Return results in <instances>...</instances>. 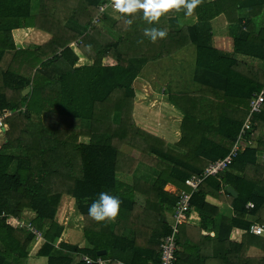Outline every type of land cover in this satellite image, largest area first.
Segmentation results:
<instances>
[{"label": "trees", "instance_id": "obj_1", "mask_svg": "<svg viewBox=\"0 0 264 264\" xmlns=\"http://www.w3.org/2000/svg\"><path fill=\"white\" fill-rule=\"evenodd\" d=\"M32 1L0 0V113H8L1 122L0 264H28L32 255L48 257V264H88L83 255L103 256L111 264H162L160 245L172 232L165 211L179 200L166 185L190 191L188 178L227 156L253 96L264 90V67L251 61L264 62V27L258 31L254 22L264 0H201L191 15L170 9L152 24L142 9L120 19L100 14L99 6L111 0H39L36 14ZM240 10L248 14L238 16ZM222 14L231 28L240 29L232 52L212 45L211 21ZM178 15L196 16L198 22L173 29ZM97 18L108 22L117 37L95 24ZM152 28L167 35L153 42L145 35ZM34 29L52 38L23 48ZM190 45L196 48L195 79L218 101L196 105V96H188L185 107L170 97L186 113L183 140L172 145L136 124L133 83L149 63ZM46 112L79 118L81 128L46 124L41 118ZM252 133L255 145L218 177L205 178L193 193L191 210L202 225L180 226L174 264H264V253L249 255L252 248L264 252V236L243 222L250 215L264 224V163L258 161L264 152V105L252 116ZM124 147L139 151L140 157L125 153ZM141 164L156 171L155 181L136 175ZM229 185L237 188L238 197L226 190ZM100 192L121 201L115 219L97 222L88 215ZM137 192L145 195V206L136 202ZM64 195L77 201L87 247L56 246L64 231L56 221ZM209 197L232 205L236 216L221 219ZM248 203L254 204L250 210ZM29 224L45 231L31 249L36 233ZM209 226L218 232L209 235ZM234 227L247 230L240 243L230 240ZM103 249L108 254L98 255Z\"/></svg>", "mask_w": 264, "mask_h": 264}, {"label": "crops", "instance_id": "obj_2", "mask_svg": "<svg viewBox=\"0 0 264 264\" xmlns=\"http://www.w3.org/2000/svg\"><path fill=\"white\" fill-rule=\"evenodd\" d=\"M212 1V0H210ZM39 5V2H38ZM32 12L34 13V4L32 1ZM113 12L108 13L110 16L116 19H120L122 17H118ZM117 14H121L119 11ZM238 16H246L248 14V10H240L237 11ZM198 22V18L196 16H183L178 15L176 23L172 25L174 28H184L186 26H192ZM254 22L257 30L259 31L264 27V7L262 8L261 13L254 18ZM112 37H117V34L114 33L110 24L105 22L101 24ZM212 27V45L220 50L225 52L233 51V37L234 33L239 31L238 28H231L229 25L228 17L225 14H222L211 21ZM34 33V35H33ZM33 35V37H31ZM31 38V39H30ZM52 38L50 33L42 31L40 29H34L30 32V34L24 39L22 43L23 48H28L29 46L42 45L48 42ZM191 54L196 61V48L194 45H190L186 48L178 50L175 54L168 57H163L158 59L157 61H153L149 63L145 69L142 71L141 75L135 79L133 83V87L135 90V99H134V109H133V117L136 124L146 130L150 134L165 140L166 142L176 145L183 140V124L186 117V113L181 110L176 104H174L170 97L174 99L176 94L180 97L185 98L184 100L189 106L187 102V97L196 96L195 103L196 105H200L202 102H205V105L208 106L211 101H218V99L213 96H209L208 92H205V86L200 82L193 80L194 85H190L189 87H185L186 84H183V80L181 79H173L172 77H167L170 71H175L177 73L183 74V71H179L178 68L182 65L181 63L177 67L170 66L177 61L185 62V57ZM253 63L258 66L260 69L264 67V62L259 59H251ZM195 78V76H194ZM170 84V89L165 86L158 87V84ZM195 83L200 87L199 89H193ZM200 84V85H199ZM180 86H184V89H181ZM197 90V91H196ZM174 96V97H173ZM209 96V97H208ZM191 100V99H189ZM212 105V103L210 104ZM186 107V106H185ZM42 120L46 124H51L59 127H64L68 129H80L82 125V121L79 118L62 116L58 113H44L41 116ZM49 120V121H47ZM3 129V128H2ZM4 131V129H3ZM0 132V133H3ZM3 136V135H2ZM4 137V136H3ZM188 148V147H187ZM186 149V148H185ZM185 149H180L181 152H185ZM187 150V149H186ZM123 151L135 158L140 157V152L131 148L124 147ZM264 152H260L258 155V161L260 163H264ZM141 179H150V181H155L157 174L154 169L148 167L144 164H141L138 168L137 174ZM122 178L128 182H131L133 176L131 175H121ZM234 188L238 192V196L240 192L234 186H227ZM166 191L175 193L177 195V191L179 190L175 185L167 184L165 187ZM232 195V194H231ZM233 196V195H232ZM234 196V197H238ZM136 202L145 206L146 197L145 195L137 192L135 195ZM66 201V202H65ZM211 204L218 206L220 208V218H234L236 216L235 210L232 205L229 203H224L215 199L213 197H209L208 200ZM248 203L247 208L250 210ZM62 210V211H61ZM172 210L167 208L165 211V218H168ZM56 221L64 226V231L62 233L61 238L57 241L56 246L59 248L62 243H70L80 247H87L88 243L85 238V221L83 215L80 213L77 205V201L71 195H64L60 201L58 211L56 214ZM246 223L254 224H262L255 220L254 217L248 216L245 221ZM190 227L199 228L202 225V220L198 214V212L191 210L188 214V220L185 222ZM48 227H46V230ZM71 231V234L68 232ZM217 229L215 226L208 227L209 235L213 236L217 233ZM247 232V230L243 227H234L230 234V240L233 242L240 243L243 240V235ZM253 233V232H252ZM254 234V233H253ZM257 235V234H255ZM45 231L42 233L41 238H44ZM264 236V235H259ZM39 237H36L30 249L34 246L35 242ZM69 239H76L77 242H73ZM263 251L260 249L252 248L250 250V256H262ZM35 258V259H34ZM33 259L29 258L28 262L30 264H48V257H37L34 256ZM29 264V263H28Z\"/></svg>", "mask_w": 264, "mask_h": 264}, {"label": "built area", "instance_id": "obj_3", "mask_svg": "<svg viewBox=\"0 0 264 264\" xmlns=\"http://www.w3.org/2000/svg\"><path fill=\"white\" fill-rule=\"evenodd\" d=\"M100 14H108L110 12H118L115 9L113 2H105L99 6ZM99 19V18H98ZM98 19L96 21H98ZM264 105V90L253 96L250 103V113L244 123V126L238 136V139L233 146L230 153L222 159L216 160L211 163L205 171L200 175H193L186 180V185L191 189L189 190H178L177 196L179 198L178 202L168 215L167 221L172 227V232L168 236L164 237L161 242V261L162 264H174L177 259L176 252L178 250V240L180 234V226L188 220V213L191 210V199L195 191L199 189V186L208 176L218 177L222 172H224L234 161V159L247 147L254 146L255 141L251 138L248 133L252 130V116L256 113H260L263 110ZM8 113L1 115L0 113V132L3 131L1 127V122L6 117ZM264 158V156H263ZM250 208L254 207V204H249ZM30 230L36 233V237L42 235L31 224L28 225ZM251 231L257 235H264V224H254ZM81 260L88 264H111L110 259H106L103 256L91 257L90 255L81 256ZM118 264H124L123 262H118Z\"/></svg>", "mask_w": 264, "mask_h": 264}, {"label": "clouds", "instance_id": "obj_4", "mask_svg": "<svg viewBox=\"0 0 264 264\" xmlns=\"http://www.w3.org/2000/svg\"><path fill=\"white\" fill-rule=\"evenodd\" d=\"M200 2L201 0H113L115 9L122 14H132L142 9L143 18L149 24L158 21L161 15L170 9L177 11L184 9L186 15H191ZM145 35L155 42L158 38L163 39L167 33L152 28L146 29ZM98 196L99 198L90 204L88 215L97 222L115 219L120 210L119 198L107 192H100Z\"/></svg>", "mask_w": 264, "mask_h": 264}, {"label": "rangeland", "instance_id": "obj_5", "mask_svg": "<svg viewBox=\"0 0 264 264\" xmlns=\"http://www.w3.org/2000/svg\"><path fill=\"white\" fill-rule=\"evenodd\" d=\"M38 2L40 4L39 0H33L34 14L38 13V11H39ZM111 2H113V0H111ZM112 14H114V15H116L118 17H122V16L125 15V14H122V13L121 14H117V12L116 13L113 12ZM96 20H95V24H100V25L102 24V21H100V19H98V21H96ZM33 35H34V33H33ZM33 35H31V37H33ZM180 63L182 65L180 66V68H178V70L179 71H183V74L177 73L175 71H170L169 74L167 75V77L168 78L172 77L173 79H181V80H183V82H185L183 84H186L185 87H189L190 85H194L193 84L194 83L193 80H195L194 76H195V74L197 72L196 61H195L194 57H192L191 54H189V55H187L185 57V62L175 60V62L170 66V68L177 67ZM161 86H165L166 88L170 89V84H166V83L165 84H160L159 83L158 87L160 88ZM195 86H197V87H195L193 89H199L200 88V87H198V85L196 83H195ZM180 88L184 89V86H180ZM174 100L177 101L178 103H180L181 105H184V106L188 107V104L186 103V101L182 97H180L178 94H176ZM47 121H49V120H47ZM2 135H3V133H0V141H3V139H4V137ZM17 154H19V153L17 152ZM68 233L71 234V231H69ZM69 240H71V239H69ZM71 241L77 242L76 239H72ZM34 256L35 255H32L30 258L33 259ZM28 263L30 264V262H28Z\"/></svg>", "mask_w": 264, "mask_h": 264}, {"label": "water", "instance_id": "obj_6", "mask_svg": "<svg viewBox=\"0 0 264 264\" xmlns=\"http://www.w3.org/2000/svg\"><path fill=\"white\" fill-rule=\"evenodd\" d=\"M30 91H31V87H28V88H26V89L24 90L23 94H24V95H27ZM227 191H228L230 194H232L233 196H238V192H237L234 188H232V187H228V188H227ZM106 254H108V251L105 250V249L100 250V251L98 252V255H106Z\"/></svg>", "mask_w": 264, "mask_h": 264}]
</instances>
